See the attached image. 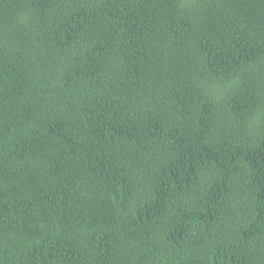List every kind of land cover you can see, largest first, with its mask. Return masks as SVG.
<instances>
[{"label":"trees","instance_id":"1","mask_svg":"<svg viewBox=\"0 0 264 264\" xmlns=\"http://www.w3.org/2000/svg\"><path fill=\"white\" fill-rule=\"evenodd\" d=\"M0 264H264V0H0Z\"/></svg>","mask_w":264,"mask_h":264}]
</instances>
